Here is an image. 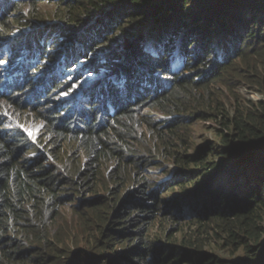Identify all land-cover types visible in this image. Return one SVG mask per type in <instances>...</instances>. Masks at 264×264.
Masks as SVG:
<instances>
[{
  "label": "trees",
  "instance_id": "1",
  "mask_svg": "<svg viewBox=\"0 0 264 264\" xmlns=\"http://www.w3.org/2000/svg\"><path fill=\"white\" fill-rule=\"evenodd\" d=\"M3 2L0 4L1 49L2 43L10 40L8 17L18 8L20 0ZM63 4L66 11L63 19L82 33L77 37L76 49L81 48L76 52L75 62L86 53H97V45L109 43L103 49H111L114 41L120 43L119 38H109L108 27L112 33L125 34L122 45L129 47L125 63L109 62L114 70H119L120 76L101 81L81 101H67L64 106L53 109L56 94L69 87L64 82L69 65L56 62L54 68L42 71L39 66H33L31 57L27 71L22 68L0 71V107L22 116L35 113L51 134L78 142L92 164H87L85 171L77 170L74 174L77 183L88 184L94 180L101 164L93 163L118 154L117 146L123 137L143 126L142 120L137 122L142 109L154 108L157 103L172 105L184 101L194 91L208 89L220 81L238 63L253 72L249 81L264 96V34L259 35V31H264V0H71ZM191 5L195 6L193 12H185L190 11L186 8ZM255 10L261 12L255 14ZM247 12L255 15L248 18ZM153 23L155 26L150 27ZM124 24L131 27L125 29ZM99 26H103L101 31ZM149 27V35L145 37ZM92 34L96 36L91 38ZM146 38L154 43L153 51L144 45ZM176 40L182 42L183 50L175 46ZM49 41L46 34H31L10 44L17 56H23L25 50L42 54L40 51ZM86 48H90L89 53ZM171 51L175 54L171 55ZM58 53L48 56V60L54 61ZM102 53L110 57L113 52ZM175 56L181 57L184 64L180 75L172 65ZM184 71H194L197 75L187 79ZM164 75L172 79L161 80ZM230 123L232 133L220 137V146H224L220 155L228 164L213 165L209 174L218 180L209 190L218 207L205 219L215 224L220 239L228 246L244 249L247 264H264L261 244L264 199L258 195L264 186V102L242 105L234 111ZM31 145L21 130H0V264H66V261L88 264L90 255L71 253L68 256L55 245L51 223L61 200V187L68 179L55 174L43 158L34 162L25 158ZM124 165L117 164L116 172ZM128 197L120 204L116 218L103 222L109 223L110 228L102 232V238L107 236L111 243L118 238V244L127 239L124 232L117 231L118 224L129 230L147 224L157 211V205L148 203L152 198L144 186ZM132 197L134 201L129 203ZM231 206L235 209L230 210ZM99 208L100 204L91 207ZM107 209L111 206L107 205ZM228 213L230 216L226 217ZM153 248L140 240L137 247L126 251L125 264H169L177 260L165 248L159 252L160 260H152L161 246L152 254ZM183 257L188 264H235L195 249L188 250ZM94 260L95 264H104L108 258L100 256Z\"/></svg>",
  "mask_w": 264,
  "mask_h": 264
},
{
  "label": "rangeland",
  "instance_id": "2",
  "mask_svg": "<svg viewBox=\"0 0 264 264\" xmlns=\"http://www.w3.org/2000/svg\"><path fill=\"white\" fill-rule=\"evenodd\" d=\"M70 1L27 0L23 3V0H20V8L18 6L16 10H12L8 17L11 27L8 34L10 40L2 43V49L0 47V71H17L20 68L27 71L26 66L31 57L33 66H39L42 71L54 68L56 62L69 65L64 73V82L68 83L69 87L56 94L53 109L64 106L67 101H81L83 96H89L90 91L101 81L120 76L119 70H114L109 62L114 60L124 64L129 51L127 45H122L125 43L122 40L125 34L122 31L112 33L108 27L109 38H119L120 43L114 41L111 49H103L109 43L97 45L95 51L98 54L86 53L75 62L76 52L81 48L76 49L79 42L77 37H81L82 33L70 27L69 22L63 19L66 12L63 3ZM1 3H4L3 0H0ZM191 6L186 8L191 12H185L192 13L195 6ZM257 12L261 11L255 10V14H259ZM253 14L247 12L248 18L253 17ZM257 17L260 19L261 16ZM152 26L155 24L150 27ZM129 27V24H124L125 29ZM150 27L145 30V37L149 35ZM102 29L103 26H99V31ZM259 32L263 37L264 31ZM31 34H46L50 41L40 51L42 54L25 50L23 56H17L14 50H11L10 43L18 42ZM95 36L92 34L91 38ZM144 45L149 51L156 48L147 38ZM181 45L182 42L176 40L175 46L183 50ZM105 50L108 53L113 52L109 54L110 57L102 53ZM53 51L59 52L56 59L48 60V56L56 55ZM36 52L38 55L33 56ZM170 54L175 53L171 51ZM172 65L177 75H180L184 68L182 58L175 56ZM183 75L192 79L197 73L188 71ZM251 75L254 74L248 66L238 63L223 74L220 81L211 84L208 89L194 91L192 97L184 101L180 100L172 105L157 103L154 108L142 109L137 115V122L142 120L143 126L123 137V141L117 146L120 151L118 154L93 163L101 164V168L96 178L88 184L84 181L77 183L74 179L77 170L85 171L87 164H92L78 146V142L72 139L65 141L51 134L44 121L37 120L35 113L22 116L14 111H7V107L6 110L0 107V130H21L31 141L32 147L25 154V158L31 162L43 158L44 164L50 166L55 174L60 175L63 180L68 179V182L64 181L66 185L61 187V200L54 211L55 219L51 223V236L56 240L55 245L61 252H66L68 256L71 253H86L91 257L88 264H95L94 259L100 256L108 258L104 264H125L126 251L137 247L141 240L154 246L152 254L161 246L151 257L152 260H160L159 252L165 249L175 254L177 260L169 264H188L183 261V256L192 249L206 255H218L235 264H247L244 249L237 245L228 246L227 242L220 239L215 224L208 223L210 219L205 217H209L207 215L212 214L218 207L209 191L212 185L218 183V180H213L209 175L212 166L228 164L220 155L221 148H224L220 146L221 135L232 133L230 120L234 111L242 105H249L250 102H264L260 88L249 81ZM162 79L168 81L172 76L164 75ZM69 89L78 93L73 95L66 91ZM117 164L125 165L116 172ZM242 179L243 177L241 181ZM141 186L151 195L152 199L148 203L157 205L152 219L147 224L129 230L118 224L117 231L124 232L127 238L123 243L118 244L119 238L112 243L107 236L103 239L102 232L110 228L109 223L103 222L107 218L115 219L120 204ZM233 187L234 185L231 190ZM258 195L264 199V186L260 187ZM131 201H134V197L129 203H132ZM96 204H100L101 208L91 209ZM107 205L111 206L110 210ZM113 206H117L115 210ZM233 209L235 208L231 206L230 210ZM229 216L230 213L226 214V217ZM203 218L204 222L198 221ZM262 226L264 227V224ZM261 239V244L264 245V236ZM66 262L71 264V261Z\"/></svg>",
  "mask_w": 264,
  "mask_h": 264
},
{
  "label": "snow or ice",
  "instance_id": "3",
  "mask_svg": "<svg viewBox=\"0 0 264 264\" xmlns=\"http://www.w3.org/2000/svg\"><path fill=\"white\" fill-rule=\"evenodd\" d=\"M30 135H31V133H30Z\"/></svg>",
  "mask_w": 264,
  "mask_h": 264
}]
</instances>
